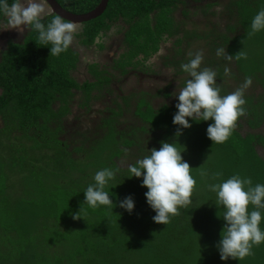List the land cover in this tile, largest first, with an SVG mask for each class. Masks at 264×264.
Listing matches in <instances>:
<instances>
[{
  "label": "trees",
  "instance_id": "1",
  "mask_svg": "<svg viewBox=\"0 0 264 264\" xmlns=\"http://www.w3.org/2000/svg\"><path fill=\"white\" fill-rule=\"evenodd\" d=\"M57 1L75 14L89 13L101 2ZM175 1L181 3L180 0H110L106 12L82 25L83 31L76 37L86 51H94L96 44L100 53L105 46L97 39L121 20L126 25L120 26L122 30L117 33L123 34L122 48L125 50L118 65L116 62L112 67L120 70V75L131 73L133 70L128 67L133 66L139 69L138 73L154 75L161 74V69H171L176 76H187V80L188 74L181 70V64L189 61V53L202 51L201 67L216 72L221 95L233 92L229 80L242 82V87L246 78H250V87L260 85L263 88L258 95L253 91L244 92L245 114L238 118L225 142L217 144L208 139L206 129L211 119L190 120L191 127L183 129L188 141L177 147L182 150L183 146H188L193 151H201L199 156L191 153L187 160L196 179L192 203L180 208L167 225L155 223L152 219L155 212L144 195L147 188L141 186L142 178H127L129 165H121V159L127 155L133 157L130 165H134L149 154L150 150L143 146L144 139L136 135L138 131L153 134L150 142L156 149L162 141L173 143L180 138L174 135L178 126L172 123L176 107L154 108L149 100V86L137 91L127 89L125 95L116 94L117 102L130 99L128 106L134 99L131 103L135 105L134 115L149 125V129L142 126L125 130L114 123L111 126L116 144L113 153L90 170L84 167L83 161L76 159L74 154L84 156L88 153V145L96 149L101 137L99 133H92V127L78 123L81 116L76 115L70 105L73 90L84 92L85 105L94 98L109 100L107 94H112L114 76H108L98 64L92 63L88 71L96 81L79 84L73 74L81 65L80 55L73 50L72 44L67 51L50 55L48 47L51 45L39 44L38 33L31 31L33 40L22 53L23 62L16 63V47L14 55L11 50L6 54L11 58L9 64L0 67L3 88L0 94V122L3 124L0 127L3 139V147H0V264H264V243L253 246V254L243 260L220 259L216 244L225 223L219 217L223 209L216 206L215 193L207 187L237 174L241 178H251L253 186L264 184V154L258 152V147L264 151V132L243 136L238 130L242 120L252 130L264 126V54L252 62L249 57L240 58V52L246 55L242 42L249 38L259 42L264 50V31L248 34L251 18L264 7V0H213L194 14L197 16L199 12V20L208 15L221 16V22H206L207 30L191 28L190 31L187 27L199 24L190 21V9L179 12L180 18L174 16ZM214 7L220 9L219 12L212 11ZM55 16L48 15L44 23ZM154 20L157 24H153ZM164 46L171 55L159 57L161 64L157 67L160 71H156L150 58ZM220 48L232 55L231 61L217 56ZM148 102L153 108L145 111ZM70 117L73 118L69 121ZM79 126L83 127L77 131L81 140H75L77 145L69 151L70 141L75 138H70L75 134L73 129ZM67 132L73 134L66 136V140L60 138ZM112 149L110 146L108 153ZM39 151H54V155L44 159ZM92 156L87 155L89 159ZM105 167L116 173L108 186L113 194L110 199L116 205L112 206L113 211L106 206L91 208L83 204V191L93 183L96 171ZM202 170L208 172L207 177H201ZM216 172L222 175L214 181L210 177ZM126 196H131L135 202L131 213L119 207V201ZM81 207L83 218L73 219ZM260 227L264 229V219Z\"/></svg>",
  "mask_w": 264,
  "mask_h": 264
},
{
  "label": "clouds",
  "instance_id": "2",
  "mask_svg": "<svg viewBox=\"0 0 264 264\" xmlns=\"http://www.w3.org/2000/svg\"><path fill=\"white\" fill-rule=\"evenodd\" d=\"M47 15L42 0H12V3L0 0V17L3 18L0 20V31L9 29H15L19 33H23L25 29L36 31L39 44L51 45L48 47L50 55H59L67 51L72 44L76 25L56 14L45 24ZM84 24L86 23L79 25ZM249 28V35L264 31V7L251 18ZM159 54L165 56L161 51ZM216 54L228 61L232 59V55L223 48L217 49ZM189 55L191 57L189 61L181 64V70L188 74L189 79L174 95L178 100L173 103L177 111L173 115L172 123L178 126L174 135L179 137L183 129L190 128V120L200 122L211 119L212 123L208 125L206 135L212 143H223L231 135L238 118L245 114L244 89L251 84V79L246 78L241 88L221 95L216 72L201 67L203 52L197 51ZM240 58H246V55L240 52ZM164 105L165 103L161 107ZM177 144L179 143L162 141L159 149L152 148L148 155L128 167L127 178H142L141 186L147 188L144 193L146 203L155 212L152 219L158 224L167 225L171 217L178 214L180 208H187L192 203L196 179L191 174L192 168L189 163L182 158L181 153L185 151V147L183 146L181 150ZM115 174V171L108 167L96 171L93 183L83 191V204L91 208L106 206L113 211L114 203L110 199V195L113 194L108 190V186ZM200 175L207 177L208 172L202 170ZM221 175L220 172H216L210 178L214 181L219 180ZM207 187L215 193L216 206L223 209V215L219 217H222L225 223L221 238L216 244L220 259L240 261L252 255L253 246L264 243V229L260 227L264 219V184L256 183L253 186L251 178H241L237 174L218 183L208 184ZM249 205L252 206L251 210ZM119 207L131 213L135 202L131 196H126L119 201ZM82 211L81 207L80 211L73 215V219L81 218Z\"/></svg>",
  "mask_w": 264,
  "mask_h": 264
},
{
  "label": "rangeland",
  "instance_id": "3",
  "mask_svg": "<svg viewBox=\"0 0 264 264\" xmlns=\"http://www.w3.org/2000/svg\"><path fill=\"white\" fill-rule=\"evenodd\" d=\"M192 1H197V0H192ZM204 1L206 3L202 5H192L191 1L188 0L190 6L193 8L184 6V9H190L192 11V17H190V21H193V22L197 21V23L199 24V26H196V27L195 26L187 27L188 31H190L191 28H197V30H207L209 26L205 25L206 22H210V21L214 23L221 22L220 20L221 16L211 17L209 15L200 18L202 23L200 22L199 12L197 16L194 14V12H196L197 9H199L200 7L204 5H209L213 3V0H204ZM42 3L45 5L46 11L49 14L50 10L46 6L47 4L45 3L44 0H42ZM177 5H179L180 7H177ZM175 6H176L175 7L176 11H179L181 10V7L183 6V4L180 5V3L176 2ZM211 10L217 11L218 9L214 7ZM122 25H126V24H124L121 20L117 21L114 25H112L110 31H108L106 35L97 39L99 43H103L105 46L104 49L100 50V53L97 51L98 47L95 48L96 44L94 45V51H86L84 49H81L80 51V46H76L77 51H79L80 61H81L80 67H81L82 76L79 77L81 85H83L84 82L89 79L92 82L96 81V77L92 74H89L90 72L88 71V67L92 63L98 64L100 68L104 72H106L108 76H111V74L114 76V79L111 82L112 83L111 85L113 86V87L111 86V90H113L111 91L112 94H107V97L109 98V100L106 99L105 97L104 98L100 97L96 99L94 98L89 104L85 105L84 92L82 90L80 91L74 90L73 92L74 93V96L72 98L73 102L70 103V105L72 107L73 112L76 115L81 116V118H79L78 123L79 124L84 123V125L83 124L81 125L88 127V128L92 127V133L94 134L99 133L98 136L99 138L101 137L98 142L100 145L97 146L96 149L93 150L95 146L90 148V146L88 145L87 146L88 149H86L88 153H86V155L83 156L82 154L80 155V153L74 154L77 160L83 161L84 167L88 166V170L95 168V166L93 165L98 164L100 160L105 159L108 155L114 152V147H116V144H114V140L111 134L112 124L119 123L118 125L119 128L125 129V130H127V127L128 128L134 127L138 129L142 126L149 129V125L145 124L140 118L134 115L135 105L131 104L134 99L130 102V105L128 106V101L130 99L124 100V101L120 100L117 102L116 101L117 93L119 94V92H121V94L125 95L127 89L130 90L131 88H133V89H136L137 91L141 89H146L149 86L150 92H151L150 98H149L150 103L154 106V108H157V109L166 108L167 109V108H170V106H172L173 103L178 102V100L175 98L174 95H176L179 92V90L182 87H184L183 83L185 82L187 78V76L185 77L184 75H182L181 77L176 76L175 74L171 72V69H161V74L159 75H154L150 73L145 74V75H143L144 73H141L142 75H140L137 71L139 69H136L133 66L128 67L130 70H133L131 73L126 74V75H120V72H119L120 70H114L112 67L114 63L120 60L121 54L125 50L124 48H122L123 42H121L120 45H117V40H116L118 39L116 37L119 36V33L117 32L120 30L119 27ZM81 27L83 26H76V30L80 29ZM78 32L79 31H76L74 33L72 45H76L77 43L78 39H76L75 34H77ZM32 40L33 38L31 35L28 41L26 42L27 44L25 46H20V45L11 46V52H13V50H16V47L18 48L17 51L19 53L16 51L17 53H15V56H14V58L19 60V61L17 60L16 62L17 64H19L20 61L23 62L22 53L26 51L25 48L32 42ZM242 44H243L242 48L243 50H245L246 57H249L250 62L257 60L258 57H262V55L264 54V50L263 48H261V45L259 44V42L255 41L253 38H249L245 42L243 41ZM168 47L170 46L168 45ZM161 52H163L164 54H168L166 53V50L165 51L161 50ZM11 55H14V52L11 53ZM159 56L161 55L156 54L155 56L150 58V63L152 64L154 63L153 69L156 71H160V68L157 67V65L161 64V59L159 58ZM6 57L7 56H5V58ZM116 64L118 65V62ZM228 82L231 84L233 91L240 88L241 83H242V82L239 83L237 81L235 82L233 80H229ZM228 82L226 81V83ZM2 91L3 89L0 87V92ZM250 91H253V93L258 95V94H262L263 88L260 85L259 86L252 85L251 87L249 85L247 88L244 89V92H246V94H248ZM165 93H169V95ZM150 103L148 102L145 104V109H144L145 111L153 108ZM163 103H165V105L163 106L164 108L163 107L161 108V105ZM121 108H123V110H121ZM163 117H166V116L163 115ZM72 118L73 117H70L69 121ZM1 126H3L2 122H0V127ZM78 129H83V127L79 126L76 129H73L75 134L72 135L71 137L70 135L73 134L71 132H67L65 136L62 135L60 137L64 140H66L68 137L70 138L75 137L74 140H72V142L69 140L70 145H71V147L69 148V151H72L73 147L77 145L75 140H79V141L81 140L79 136L80 132H77ZM238 130L243 136H245L247 133H251V132H254V133L264 132V126L261 127L260 129L252 130L247 125V123L244 120H242L240 121V127L238 128ZM136 135L138 136L139 139H144L143 146L145 145L147 146L146 149L151 150L154 144L151 143L150 141L152 140L151 138L154 135L151 133H140L139 131L136 133ZM2 140L3 139L0 138V147H3ZM174 140H175L174 142H177L180 145L184 142H187L188 136L186 135L185 130H182V135L180 136V138L174 139ZM110 146H113V149L110 153H108V148ZM91 149L93 150V152ZM53 152L52 151L50 152L39 151V153L44 156V159L46 158L49 159L50 157H52L54 155ZM258 152L260 155L264 154L263 149L260 147H258ZM191 153L194 156H199L201 151L199 150L193 151L190 147L187 146L185 147V151L181 153L183 160L187 161L188 156ZM89 154L93 155L91 159L87 157V155L89 156ZM121 160H122L120 161L121 165H130L133 161V157L131 155H127ZM90 165H92V167Z\"/></svg>",
  "mask_w": 264,
  "mask_h": 264
},
{
  "label": "flooded vegetation",
  "instance_id": "4",
  "mask_svg": "<svg viewBox=\"0 0 264 264\" xmlns=\"http://www.w3.org/2000/svg\"><path fill=\"white\" fill-rule=\"evenodd\" d=\"M180 1H181L180 5L183 4V6L181 7V10L175 11V13L173 14L174 16L176 15L178 18H180V16H181L180 14H181L182 10L183 11L187 10V9H184V6H187V3H189L188 0H180ZM189 1H191L192 5H202V4H204L202 0H198L197 2L196 1H192V0H189ZM46 6L50 10L48 15H55V14H53L51 7L48 4ZM189 6H187V7H189ZM191 8H193V7H191ZM179 12H180V14H179ZM2 19L3 18L0 17V20H2ZM153 24H157V22L154 20ZM76 26H82V25H76ZM31 31L32 30H27V29H25V31L23 33H19L15 29H9V30H5V31H0V67L4 68L6 64H9L8 59H11V58L10 57H6L5 58V56H6L7 52L11 50V46H14V45L23 46L24 43L26 42L27 38L30 37ZM76 31H79L78 33H80V32L82 33L83 27H81L80 29H77ZM78 33L75 34V36L78 35ZM116 38H118V39H116L117 40V45H120V43L123 41V34L119 33V36L116 37ZM76 39L80 40L79 37H76ZM76 46H80V51H81V49L85 50V48H86V47H83L82 45H79L78 43H76V45H72L73 50L75 52H78V53H79V51H77ZM163 50L164 51L166 50V46L163 47ZM166 53H168V52H166ZM168 54H170V53H168ZM168 54H165V56H167ZM87 73H89V72H87ZM139 74L142 75L141 73H139ZM143 75H145V74H143ZM73 76H74V78H76V81L80 84L79 77L82 76L81 67L77 68V70H76V72H74ZM146 76H148V75H146ZM0 87L2 88L1 85H0ZM78 91H80V90H78ZM93 92H96V91H93ZM1 93L2 92H0V94ZM93 96H94V94H93Z\"/></svg>",
  "mask_w": 264,
  "mask_h": 264
},
{
  "label": "water",
  "instance_id": "5",
  "mask_svg": "<svg viewBox=\"0 0 264 264\" xmlns=\"http://www.w3.org/2000/svg\"><path fill=\"white\" fill-rule=\"evenodd\" d=\"M52 9V12L61 16L66 21L74 22L75 25L88 23L101 17L107 10L110 0H101L96 9L87 14H73L63 9L56 0H44Z\"/></svg>",
  "mask_w": 264,
  "mask_h": 264
},
{
  "label": "bare ground",
  "instance_id": "6",
  "mask_svg": "<svg viewBox=\"0 0 264 264\" xmlns=\"http://www.w3.org/2000/svg\"><path fill=\"white\" fill-rule=\"evenodd\" d=\"M94 10V9H93ZM92 11V10H91ZM54 14V13H53ZM84 14V13H83Z\"/></svg>",
  "mask_w": 264,
  "mask_h": 264
}]
</instances>
